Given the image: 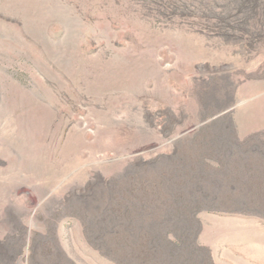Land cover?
<instances>
[{
	"label": "rangeland",
	"instance_id": "1",
	"mask_svg": "<svg viewBox=\"0 0 264 264\" xmlns=\"http://www.w3.org/2000/svg\"><path fill=\"white\" fill-rule=\"evenodd\" d=\"M0 264H264V0H0Z\"/></svg>",
	"mask_w": 264,
	"mask_h": 264
},
{
	"label": "crops",
	"instance_id": "2",
	"mask_svg": "<svg viewBox=\"0 0 264 264\" xmlns=\"http://www.w3.org/2000/svg\"><path fill=\"white\" fill-rule=\"evenodd\" d=\"M238 194V189L236 187H232V195L234 197L232 199H236L235 195ZM247 195V193H246ZM247 199V197L245 198ZM237 200H241V198L237 197ZM249 209L246 211H242V209H234L232 211V236H236L238 234V229L243 225H252V223H258L259 221L256 219L259 216L258 213L249 212ZM261 224V223H260Z\"/></svg>",
	"mask_w": 264,
	"mask_h": 264
}]
</instances>
